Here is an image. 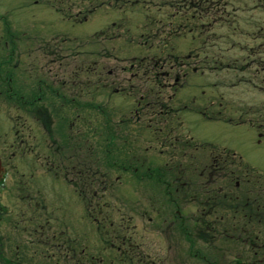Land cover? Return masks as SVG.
I'll return each mask as SVG.
<instances>
[{"label": "rangeland", "instance_id": "374dc122", "mask_svg": "<svg viewBox=\"0 0 264 264\" xmlns=\"http://www.w3.org/2000/svg\"><path fill=\"white\" fill-rule=\"evenodd\" d=\"M179 1L0 0V264H264V2Z\"/></svg>", "mask_w": 264, "mask_h": 264}, {"label": "trees", "instance_id": "16d2710c", "mask_svg": "<svg viewBox=\"0 0 264 264\" xmlns=\"http://www.w3.org/2000/svg\"><path fill=\"white\" fill-rule=\"evenodd\" d=\"M199 1H202V0H199ZM225 1L226 0H221V1H216V2H214V3H217V4H215L214 5V7H216V8H221L222 7V9H225ZM196 6L194 5V8H195ZM197 8V7H196ZM197 12V11H196ZM193 15V16H192ZM201 15V14H200ZM188 16L189 17H186L187 19H189V18H192L193 20L195 19H197L198 18V16H196V13H190V15L188 14ZM187 29H198V31H200L199 30V27L197 28V26H195V28H193V26H191V27H187ZM214 46V44H213V42H211V43H209V45H208V51L206 52V48L204 49V50H202V51H197V50H195V51H193V54L192 55H190V58L189 59H187L185 62H187V63H189V61H190V63L192 62V64H194L195 62H197V58H202V57H206V56H208L207 54H210L212 51H214V50H212V47ZM214 52H216V51H214ZM205 61H207L206 59H203V62H201L203 65H205ZM182 62H184V59H182ZM184 62V63H185ZM144 62L143 61H139V64L140 65H142ZM236 64V63H235ZM208 66H213L212 64L210 65V63H209V65ZM214 66H216V65H214ZM237 66V65H236ZM216 67H218V66H216ZM92 144V145H91ZM87 145H90V148L93 146V143H90V144H87ZM125 146H127L128 148H131V146H132V144H129V143H127V144H124ZM87 150L89 151L90 149L89 148H87ZM114 150V149H113ZM113 150H112V153H113ZM120 150V149H119ZM102 157V156H101ZM110 157H111V159L112 160H114V158H113V156H112V154H110ZM111 159H110V162L108 163L109 165H111L112 163H116V162H112L111 163ZM132 160L130 159V158H127V162H131ZM107 163V161L105 160V162H104V164L105 165H107L106 164ZM129 165L130 164H128V166H126V170H124V171H127V168L128 169H130V167H129ZM140 166H139V168L141 167V164H139ZM123 168V167H122ZM124 168H125V166H124ZM123 168V169H124ZM156 170V171H155ZM153 171H154V173L153 172H151L150 173V168H146L144 171H143V174H145L144 176H146V175H149L150 177L151 176H153L156 180H157V176H158V180L159 181H161V180H163V177L161 176V172H159L157 169H153ZM162 177V178H161ZM137 178L139 179V178H141L140 176H137ZM224 196V195H223ZM223 196H222V198H223ZM224 197H226V196H224ZM261 198V197H260ZM217 203H218V201H217ZM261 203V202H260ZM261 205H262V207H264V202L263 203H261ZM228 206V205H227ZM254 206H257V204H255ZM259 206V205H258ZM230 210H231V212H233L234 214H236V213H239V212H241L240 211V209L241 208H239V207H237L236 205H231L230 207ZM245 209H247V207H245ZM263 210H262V212H263V214H264V208H262ZM248 211H249V214L248 215H244L245 217V219H248V221L250 222V221H253L251 218L255 215V208L254 207H249L248 208ZM264 217V216H263ZM243 218V219H244ZM254 261H256V259L254 260Z\"/></svg>", "mask_w": 264, "mask_h": 264}, {"label": "flooded vegetation", "instance_id": "af4514ba", "mask_svg": "<svg viewBox=\"0 0 264 264\" xmlns=\"http://www.w3.org/2000/svg\"><path fill=\"white\" fill-rule=\"evenodd\" d=\"M83 253H81V255H82ZM75 256H76V254H74Z\"/></svg>", "mask_w": 264, "mask_h": 264}]
</instances>
